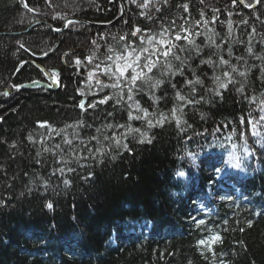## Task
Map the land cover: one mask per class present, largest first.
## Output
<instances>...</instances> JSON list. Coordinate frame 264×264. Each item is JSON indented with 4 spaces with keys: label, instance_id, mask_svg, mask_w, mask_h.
<instances>
[{
    "label": "trees",
    "instance_id": "obj_1",
    "mask_svg": "<svg viewBox=\"0 0 264 264\" xmlns=\"http://www.w3.org/2000/svg\"><path fill=\"white\" fill-rule=\"evenodd\" d=\"M242 1L0 0V264H264V0ZM70 16L110 24L14 34ZM181 26L201 49L175 50L182 72L161 62L132 100L110 86L129 43L192 49ZM36 63L57 89L19 87L44 78Z\"/></svg>",
    "mask_w": 264,
    "mask_h": 264
},
{
    "label": "snow or ice",
    "instance_id": "obj_2",
    "mask_svg": "<svg viewBox=\"0 0 264 264\" xmlns=\"http://www.w3.org/2000/svg\"><path fill=\"white\" fill-rule=\"evenodd\" d=\"M199 23V22H198ZM181 30L184 31L186 34L184 36H181L179 33H177L175 35V40L179 41V40H184L186 41L189 45H192V49L186 48V47H180L177 44L172 43L170 40L165 39V38H160V39H156V43L152 44L151 46V50L149 49V47H133L131 43L127 44L124 48V50L115 57V60L113 62L112 66H107L104 69V74L105 75H109L110 77H115L116 79V83L110 85L111 87H115V88H119L121 87V85L123 86V88H126L128 91V99L132 100L133 99V93L134 91H142L143 88L139 87L137 82H141V84L143 85H148L150 87H158L162 81L160 80H156L154 84H150L151 81V77L148 75V73H151L153 71L154 68H158L161 65V62H163L164 64V71L161 73V75H168V74H172L175 75L177 72H182L183 70V66L186 63V60L183 59L180 55H178L176 53V49H179V52H184V51H191V50H195V52L197 54H199V52L201 51V49L199 48V46H196L194 44V41H192L190 39V35L191 33L188 32L187 29H184L183 26H181ZM140 32V29H136L135 31L132 32L133 36H136L138 33ZM199 34V33H197ZM162 36L164 34H161ZM123 39V38H121ZM153 39H155L152 36L148 37L149 42L151 43V41H153ZM212 43L214 44V41H212ZM143 44V41H142ZM159 45L160 47L157 48L156 45ZM249 51H251V49H249ZM155 57V59H154ZM169 58L174 59L175 61L179 62V66L176 67V71H173V65L172 63L169 62ZM109 60H112L113 58L110 56L108 57ZM90 60V58H89ZM79 62V61H77ZM201 63H208V64H212V61L209 59L207 61L202 60ZM221 64H227L228 61L224 60L223 58H221L220 60ZM113 66H114V71H113ZM97 67L99 68V65H97ZM232 71H235V68L232 69ZM225 76H230L229 73L225 72L224 73ZM240 75H243V73H240ZM53 80H55V77H53ZM215 80L218 82V88H226L227 84L220 82V77L217 76L215 77ZM229 82H231L229 80ZM97 83H100L99 80H97ZM188 84H199L201 83L200 79L197 78L195 81H187ZM108 86V85H106ZM173 87H175V85H173ZM193 91H195V89H193ZM219 94V93H217ZM177 98L179 100H183L184 97L181 96L179 93H177ZM108 97H106L103 100H100L99 103H106L108 101ZM89 107H92V105H90ZM135 107L137 108V110H141L139 108V104L137 103L135 105ZM145 113V116L148 115L147 110H142ZM111 115V114H109ZM175 109L173 110V116H175ZM129 119H140L143 120L144 117L142 116H133V114L131 112H129ZM164 119L165 118H161V120L157 121V123L159 124H163L164 123ZM261 120H264V117H261ZM179 118H177V123L179 124ZM251 123V121L249 122ZM41 126H46L44 124H42ZM117 127H123V125H116ZM148 126L152 127L153 126V122L152 120H148ZM108 127H112V125H108ZM139 132V129H132V128H128V132ZM144 135V139H147V134H143ZM93 139H95V137H93ZM105 140H108L109 137L105 136L104 137ZM67 143H71L70 141H67ZM115 143L117 146L120 145V140L116 139ZM57 147H59V145H57ZM124 148H127L128 145L124 144L123 145ZM97 152H101V149H97ZM71 169H69L70 171ZM177 175L179 176H183L184 173L183 172H179L177 173ZM65 183L67 184L68 181H65ZM49 208L52 207L51 203H49L47 205ZM198 225H202L204 224L203 220H198L195 221ZM221 239V237L219 236V234H214L212 236L209 237L208 240H200L199 244L206 246L208 248H211L212 244L218 242Z\"/></svg>",
    "mask_w": 264,
    "mask_h": 264
},
{
    "label": "water",
    "instance_id": "obj_3",
    "mask_svg": "<svg viewBox=\"0 0 264 264\" xmlns=\"http://www.w3.org/2000/svg\"><path fill=\"white\" fill-rule=\"evenodd\" d=\"M119 3H120V6H121V10H120V15H122V13L124 12V2L123 0H118ZM241 4H243V1L242 0H238ZM257 0L254 1V3L250 6H247L248 8H252L254 6H256ZM119 15V16H120ZM117 19V18H116ZM68 21H77V22H80V23H85V24H89V25H102V26H105V25H109V23H96V22H90L88 20H85V19H82V18H79V17H75V16H70V17H67L63 20L62 22V25L60 28H54L52 27L51 25H49L46 21H41L39 19H36V20H33L26 28H24L22 31L20 32H15L14 34H18V33H22V32H27L33 25L37 24V23H43L45 24L50 30L52 31H55V32H60L61 30H63L67 24ZM2 33V32H1ZM0 33V34H1ZM36 66L43 71L44 75H45V80L44 81H41V80H36V81H30V82H26V83H23L21 85H19L20 88H23V89H32V88H45V89H50V90H55L58 88V82L55 80H53V77L50 76V74L48 73V71L43 67L41 66L39 63H36ZM50 82V84L47 83V81Z\"/></svg>",
    "mask_w": 264,
    "mask_h": 264
},
{
    "label": "rangeland",
    "instance_id": "obj_4",
    "mask_svg": "<svg viewBox=\"0 0 264 264\" xmlns=\"http://www.w3.org/2000/svg\"><path fill=\"white\" fill-rule=\"evenodd\" d=\"M24 62H26V61H24ZM19 67V66H18ZM17 67V68H18ZM50 74V73H49ZM37 80H41V81H44L43 79H37ZM33 81H36V80H33ZM47 81V80H46ZM26 83V82H25ZM47 83L48 84H50V82H48L47 81ZM51 85V84H50ZM115 143V142H114ZM116 144V143H115ZM98 155H99V153H98ZM181 155V154H180ZM190 157V156H189ZM181 158L183 159V160H186V158H187V155H186V153L185 154H183V155H181ZM189 159V158H188ZM255 168H257V167H255ZM179 173V172H178ZM181 187V190H179L180 192H182V190L183 191H185V190H187V189H189L187 186H185L184 185V187H182V186H180ZM178 191V190H177ZM174 201V200H173ZM28 224V227L30 226V223H29V221H25L22 225H27ZM22 225H15L14 227H15V231H17V233L18 234H21L22 232H24V229H23V226ZM28 229V228H27ZM165 233V232H164ZM164 233H162V234H164Z\"/></svg>",
    "mask_w": 264,
    "mask_h": 264
}]
</instances>
